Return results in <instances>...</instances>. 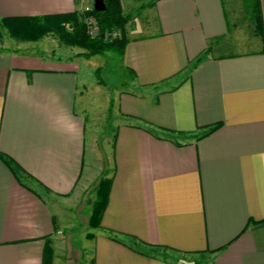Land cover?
<instances>
[{
	"label": "crops",
	"instance_id": "1",
	"mask_svg": "<svg viewBox=\"0 0 264 264\" xmlns=\"http://www.w3.org/2000/svg\"><path fill=\"white\" fill-rule=\"evenodd\" d=\"M87 4L0 0V16ZM120 5V62L133 74L92 108L117 118L105 203L83 235L87 264H264V0L259 32L252 0ZM74 57L0 48V264H40L58 231L50 200L85 187V96L99 90ZM2 157L27 174L17 179Z\"/></svg>",
	"mask_w": 264,
	"mask_h": 264
},
{
	"label": "rangeland",
	"instance_id": "2",
	"mask_svg": "<svg viewBox=\"0 0 264 264\" xmlns=\"http://www.w3.org/2000/svg\"><path fill=\"white\" fill-rule=\"evenodd\" d=\"M126 1L124 0V3ZM91 3L92 0H88L87 5L91 7ZM0 48L34 51L50 56H75L72 59L73 63H69V66H76L77 74L83 75L85 82L88 83L92 79L91 84L98 85L96 88L99 92L90 91L85 96V104L89 107L85 113L90 119L85 135V169H87L88 176L84 183L85 187L81 191L69 194L63 200H50L58 218L56 220L58 231L49 238L52 248L51 264H87V253L85 255L83 246L88 242L83 235L92 227L87 224V220L94 199L97 179L101 176L106 177L110 170V143L114 130L113 124L117 118L108 105L94 112L92 108L103 104L107 99L110 101L111 97L115 99L116 92L129 85L130 74L121 65L120 57L112 50L104 49L99 53L86 56L82 53L83 48L63 43L61 37L53 32H46L37 39L25 40L9 35L3 28H0ZM51 66H60V64L55 63ZM90 87L92 85L89 87L85 85L87 89ZM177 258L182 260L190 258L192 261L203 259L202 256L189 257L182 254L177 255Z\"/></svg>",
	"mask_w": 264,
	"mask_h": 264
},
{
	"label": "trees",
	"instance_id": "3",
	"mask_svg": "<svg viewBox=\"0 0 264 264\" xmlns=\"http://www.w3.org/2000/svg\"><path fill=\"white\" fill-rule=\"evenodd\" d=\"M102 2L103 8L100 10L88 7L80 11L70 10L42 15L0 16V28H3L9 35L17 36L25 40L37 39L46 32H53L61 37L63 43L68 45L73 44L83 48L82 53L86 56L108 49L120 57L126 41L124 22L127 19V15L121 11L120 0H102ZM252 2L254 4L252 8L255 19L254 27L259 32V15L256 12L257 0H252ZM87 14L93 17L96 24V33L93 35H89L85 31L84 17ZM111 29H117L114 35H108V31ZM196 60L197 57L189 64L186 71ZM128 71L133 74L130 68H128ZM218 123L213 122L207 125L202 133L194 134L191 137H198L212 130ZM111 138L113 139V134ZM2 158L17 179L19 172L26 173L11 158ZM109 180V177L103 176L97 179L94 199L87 220L89 226L98 225L99 216L106 199ZM111 237L116 238L114 235ZM51 254L52 248L49 244V239L46 238L41 252L40 264H51Z\"/></svg>",
	"mask_w": 264,
	"mask_h": 264
},
{
	"label": "built area",
	"instance_id": "4",
	"mask_svg": "<svg viewBox=\"0 0 264 264\" xmlns=\"http://www.w3.org/2000/svg\"><path fill=\"white\" fill-rule=\"evenodd\" d=\"M84 24H85V31L89 35H93L96 33V29H97L96 24H95V21L91 15H86L84 17ZM115 31H116L115 29H111L110 31H108V35H114Z\"/></svg>",
	"mask_w": 264,
	"mask_h": 264
},
{
	"label": "water",
	"instance_id": "5",
	"mask_svg": "<svg viewBox=\"0 0 264 264\" xmlns=\"http://www.w3.org/2000/svg\"><path fill=\"white\" fill-rule=\"evenodd\" d=\"M91 7L96 10H100L103 8L102 0H92Z\"/></svg>",
	"mask_w": 264,
	"mask_h": 264
}]
</instances>
